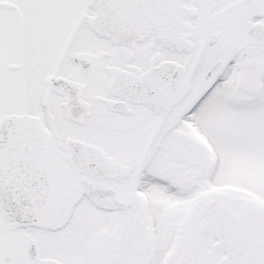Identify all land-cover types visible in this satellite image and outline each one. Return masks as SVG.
I'll use <instances>...</instances> for the list:
<instances>
[{"label":"snow or ice","instance_id":"snow-or-ice-1","mask_svg":"<svg viewBox=\"0 0 264 264\" xmlns=\"http://www.w3.org/2000/svg\"><path fill=\"white\" fill-rule=\"evenodd\" d=\"M0 264H264V0H0Z\"/></svg>","mask_w":264,"mask_h":264}]
</instances>
